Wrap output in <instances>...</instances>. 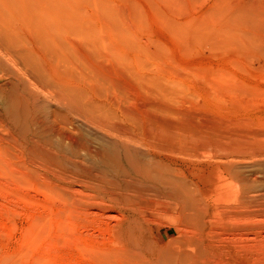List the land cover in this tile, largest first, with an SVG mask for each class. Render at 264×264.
I'll list each match as a JSON object with an SVG mask.
<instances>
[{
    "label": "bare ground",
    "instance_id": "1",
    "mask_svg": "<svg viewBox=\"0 0 264 264\" xmlns=\"http://www.w3.org/2000/svg\"><path fill=\"white\" fill-rule=\"evenodd\" d=\"M212 1L204 17L166 20L168 30L184 42L264 44V0ZM106 5L104 0H0V116L61 180L68 174L81 177L83 190L117 209L122 220L114 251L124 261L139 256L149 264H208L219 250L222 219L252 215L246 209L256 202L257 174L264 166L246 175L232 162L206 167L193 161L209 144L223 152L230 148L216 138L221 129L206 134L201 128V133L169 116L162 119L165 113L159 116L165 110L155 92L172 87L163 84L159 64L146 71L157 55L129 29L136 6L127 17L126 6L124 13ZM107 69L150 85L148 103L127 101L105 75ZM223 185L236 188L231 206L222 207ZM159 211L179 218L178 232L185 231L165 245L149 226ZM242 227L233 225L231 231Z\"/></svg>",
    "mask_w": 264,
    "mask_h": 264
},
{
    "label": "rangeland",
    "instance_id": "2",
    "mask_svg": "<svg viewBox=\"0 0 264 264\" xmlns=\"http://www.w3.org/2000/svg\"><path fill=\"white\" fill-rule=\"evenodd\" d=\"M180 1L104 0V4L114 10L124 11L127 7L126 12L133 11L134 5L137 7L128 19L129 29L141 39L148 52L157 55L146 71L149 73L159 64L164 83L161 82L172 87L170 91L160 89L155 92L160 100L164 99L160 102L165 111L159 116L165 113L162 119L169 116L168 120L171 118L185 126L189 124L190 129L195 128L201 133H204L201 128L205 133L221 129L215 133L222 136L216 138L223 142L219 141L222 147L230 146L228 151H219L220 147L213 149L216 145L212 143L206 148V153L212 156L199 154L200 158L194 157L193 161L206 167L232 162L242 166L240 168L247 175L251 168L264 166V44L236 46L233 42L222 45L184 42L168 30V22L186 23L189 19L205 16L213 1ZM130 12L125 13L127 17ZM104 72L113 79L118 93L121 90V94L129 95L126 98L131 97L127 99L131 104L145 102L143 105H146L151 99L154 92L151 86L136 83L131 74L127 73L130 75L127 76L109 69ZM170 110L172 114H169ZM220 120L222 123L218 122ZM7 122L0 116V264H149L139 256L129 255L130 258L124 261L114 251V239L122 220L117 209H113L111 203H101L94 192L83 190L84 182H78L83 180L81 177L68 174L64 178L66 181L61 180L52 168L28 152V145ZM244 136L246 142L242 141ZM237 148L244 153L240 154ZM214 151L223 152L222 157L215 158L218 154L214 156ZM257 175L256 202L250 210L246 209V212H253L252 215L238 219L222 217L225 230L222 229L220 242L216 243L217 247L220 245L219 254L209 258L208 264H264V173L258 171ZM231 188L236 189L233 185L222 186V193L225 192L222 207L235 202L230 198L235 191ZM224 197H229V201ZM151 216L153 222L149 226L155 229L164 245L185 232L184 228L178 232L179 218L174 221L162 211ZM237 224L243 227L238 232L231 231Z\"/></svg>",
    "mask_w": 264,
    "mask_h": 264
}]
</instances>
